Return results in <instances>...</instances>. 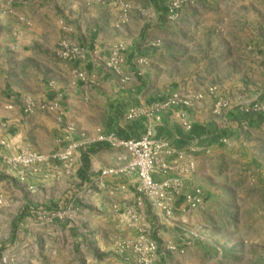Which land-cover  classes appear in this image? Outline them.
Masks as SVG:
<instances>
[{
	"label": "crops",
	"instance_id": "crops-1",
	"mask_svg": "<svg viewBox=\"0 0 264 264\" xmlns=\"http://www.w3.org/2000/svg\"><path fill=\"white\" fill-rule=\"evenodd\" d=\"M127 1L131 10L119 24V10L104 0H0V143L47 154L69 127L86 149L100 133L137 125L140 137L150 125L158 139L194 151L197 169L187 185L201 188L203 204L165 221L138 199L134 177L100 176L127 163L122 149L90 155L83 183L81 151L70 175L45 171L24 183L7 175L0 158V195L31 210L29 264H135V255L120 254L117 244L136 239L141 227L158 245L157 264H264V113L240 124L241 111L264 100V0H192L175 22L166 18L165 0ZM63 39L85 50L83 61L56 59ZM114 45L125 49L121 75L105 67ZM75 68L94 83L78 82ZM173 93L203 98L164 111L159 127L150 118L125 120L129 109L148 112ZM216 97L229 108L215 111ZM25 99L58 100L63 116L24 115ZM52 202L72 208V218L48 223L35 213ZM127 209L138 213V228L124 222ZM168 244L185 254L168 253Z\"/></svg>",
	"mask_w": 264,
	"mask_h": 264
},
{
	"label": "built area",
	"instance_id": "built-area-1",
	"mask_svg": "<svg viewBox=\"0 0 264 264\" xmlns=\"http://www.w3.org/2000/svg\"><path fill=\"white\" fill-rule=\"evenodd\" d=\"M104 2L119 10L118 23L124 24L127 20V14L131 10L130 3L127 0H104ZM192 2V0H165L167 20L169 22L177 21L181 9L192 4ZM63 29L67 30V27ZM124 52L125 49L122 45L111 47L105 61L106 69L116 75H121L125 64ZM55 57L63 63H80L85 58V50L73 40L63 39L58 44ZM72 72L78 82L85 85L94 83L93 75L87 71L75 68ZM215 92V88H210L209 93L211 95H215ZM57 98L60 100L61 95H57ZM202 98L203 96L199 94L182 96L173 93L165 100L153 105L148 112L139 108L129 109L125 115V120L131 122L141 117L150 118L159 127L164 111L190 107L193 101ZM58 100L37 104L32 100L25 99L22 101L21 111L24 115H31L35 111L57 112L62 117L63 113ZM229 106V102L225 99L215 98V111L227 109ZM12 108L13 105L11 104L6 106L7 110ZM260 111L264 113V100L243 109L241 112L244 117L241 119V126L246 127V119L249 114ZM181 112L182 110L179 113ZM183 127L188 132L192 129L188 123H184ZM73 133L74 130L71 127L67 128L66 134L57 141V148L47 154L28 151L19 148L10 141H2L0 147L4 150V154L0 157L1 161L8 174L21 183L27 180L28 175H38L45 171L56 177L69 175L80 159V151L85 148L82 143L73 139ZM226 142L225 139L221 140V143ZM93 143H104L111 148L122 149L125 152L128 157L125 165L103 169L100 176L134 177L136 180L135 192L138 199L142 203L146 202L165 221L170 223L177 211L183 216L191 215L203 204L204 195L201 188L197 186L188 187L187 185L197 169L194 151L191 149L181 151L169 140L158 139L155 130L150 125L138 138L119 139L112 131L109 134L97 135ZM4 202L0 197V206H3ZM35 213L42 215L48 223H52L55 220L71 219L74 210L72 208L63 211L42 209ZM122 216L126 224L138 228L140 223L138 213L132 209H127L122 213ZM165 250L171 254H185L184 249H179L173 244H168ZM117 251L120 254L131 252L136 256V264H157L159 262L158 245L146 235L142 227L138 228L136 239L118 243Z\"/></svg>",
	"mask_w": 264,
	"mask_h": 264
},
{
	"label": "rangeland",
	"instance_id": "rangeland-1",
	"mask_svg": "<svg viewBox=\"0 0 264 264\" xmlns=\"http://www.w3.org/2000/svg\"><path fill=\"white\" fill-rule=\"evenodd\" d=\"M7 175L9 176L8 172ZM9 177L11 178V176ZM70 189L74 191L76 187L72 186ZM0 197L5 201L4 205L0 206V249H2L0 264H29L28 255L30 253L29 247L31 244L29 243L30 238H28V224L26 218L31 214L26 212V215L20 219V212L24 208L20 209L16 204H10L2 195H0ZM66 209L68 208L66 207ZM40 222L43 223L41 220Z\"/></svg>",
	"mask_w": 264,
	"mask_h": 264
},
{
	"label": "trees",
	"instance_id": "trees-1",
	"mask_svg": "<svg viewBox=\"0 0 264 264\" xmlns=\"http://www.w3.org/2000/svg\"><path fill=\"white\" fill-rule=\"evenodd\" d=\"M116 137L119 139H134L138 138V127L135 125L134 130H130L129 132H126L125 129L119 128L117 130H114ZM191 136H197L198 131H196L195 128L192 127L191 131L189 132ZM109 147L108 145L104 143H93L90 144L86 149H82V158H81V168L79 170V178L82 180V183L85 181L86 174L89 169V156L96 154L100 149ZM177 147V146H176ZM43 210L46 211H59L60 209V203H50L48 205L43 206ZM31 210H29L27 207H24V209L20 212L19 218L22 219L25 215L26 212L30 213ZM1 250L0 249V255H1Z\"/></svg>",
	"mask_w": 264,
	"mask_h": 264
}]
</instances>
